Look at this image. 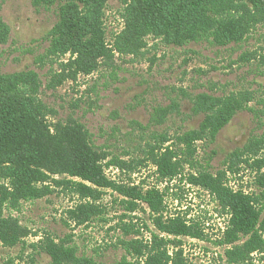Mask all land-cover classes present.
<instances>
[{"label": "rangeland", "instance_id": "rangeland-1", "mask_svg": "<svg viewBox=\"0 0 264 264\" xmlns=\"http://www.w3.org/2000/svg\"><path fill=\"white\" fill-rule=\"evenodd\" d=\"M127 2L108 0L104 8L111 48L125 28ZM244 2L253 9L250 1ZM58 12V5L36 8L32 0H0V18L11 28L8 41L0 45V74L35 72L38 91L29 85L23 89L46 107L50 132L56 133L57 124H79L106 178L144 192L157 190L163 211L155 214L143 202L129 209L112 189H98V199L90 202L99 207V215L79 223L71 211L88 200L71 184L80 180L69 173L77 158L66 147L59 171L39 185L40 198L3 208L4 230L17 242L0 241V264H53L46 250L51 242L73 251L61 264L82 259L120 264L124 258L123 264H147L155 254L169 264L180 258L184 264H264V244L243 259L228 256L233 247L245 251L248 237L226 244L230 209L218 195L191 182L193 175L209 174L234 192L254 196L262 190L264 23L252 27L242 41L222 46L213 37L177 46L149 36L134 54L114 51L86 75L76 74L75 56L53 48L50 31ZM205 96L217 100L223 111L235 112L215 138L211 129H203L208 116L219 115L198 108ZM190 132H199L198 139L192 146L180 145L178 137ZM159 164L173 166L166 177L160 176ZM2 185L8 187V181L0 177V193ZM159 216L162 222L181 218L200 236H169L160 230ZM132 241L138 242L137 251Z\"/></svg>", "mask_w": 264, "mask_h": 264}, {"label": "trees", "instance_id": "trees-1", "mask_svg": "<svg viewBox=\"0 0 264 264\" xmlns=\"http://www.w3.org/2000/svg\"><path fill=\"white\" fill-rule=\"evenodd\" d=\"M108 0H32L36 8L58 5L59 19L50 31L53 48L63 47L73 57L76 74L90 75L98 69V60L109 58L114 51L120 54H134L140 49L147 37L153 36L166 40L169 44L182 46L188 42L213 37L216 44L222 46L243 40L249 30L264 23V0L250 1V9L245 0H129L124 11L125 28L115 36L114 47L106 44L102 16ZM11 28L0 18V45L5 44ZM52 49L53 52L55 50ZM264 64V56H263ZM39 76L33 71L0 74V177L8 181V187L2 185L0 193V241L7 240L10 245L17 242L4 230L7 224L2 218L4 207L18 208L21 201H31L41 197L39 185L46 183L51 174H56L65 157L62 149L71 148L76 153L77 162L70 175L80 181H72L75 193L88 200L87 203L72 210L74 219L79 223L90 221L99 215V207L92 204L98 199V189H112L123 199L129 209H135L138 203H146L155 214L163 211V199L155 189L144 192L138 186H126L109 181L98 155L92 149L88 133L79 124L55 125V134L50 132L44 114L46 107L33 94H28L26 86L38 91ZM203 100V99H202ZM217 100L205 96L198 108L211 115L204 121L203 129H211L212 136L217 134L232 120L234 108L222 110ZM66 130L71 133L65 135ZM199 132H190L178 137L182 146H192ZM169 140L166 138L165 140ZM175 157V156H174ZM172 165L159 164V174L167 176ZM176 175L175 173L172 176ZM192 183L209 189L218 195L221 205L229 208L232 214L231 230L227 234L226 244H233L241 237H248L245 251L233 247L227 251L230 258L238 255L243 259L245 253L259 250L264 244V172L258 179L260 193L252 195L242 191L234 192L223 186L219 179L209 174L192 176ZM160 230L169 236H187L196 238L200 233L181 218L161 221ZM134 250L138 242H130ZM47 253L53 264H61L62 257L72 255L71 249H60L57 244H48ZM159 255V254H158ZM157 254L150 255L147 264H169ZM126 259H123V264ZM79 264H98L90 259H82ZM175 264H184L178 260Z\"/></svg>", "mask_w": 264, "mask_h": 264}]
</instances>
